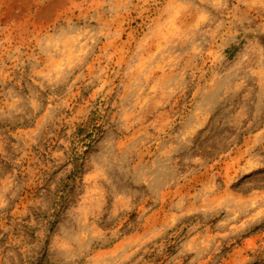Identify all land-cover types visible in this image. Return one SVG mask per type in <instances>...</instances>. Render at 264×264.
Here are the masks:
<instances>
[{"label":"rangeland","instance_id":"rangeland-1","mask_svg":"<svg viewBox=\"0 0 264 264\" xmlns=\"http://www.w3.org/2000/svg\"><path fill=\"white\" fill-rule=\"evenodd\" d=\"M0 264H264V0H0Z\"/></svg>","mask_w":264,"mask_h":264}]
</instances>
